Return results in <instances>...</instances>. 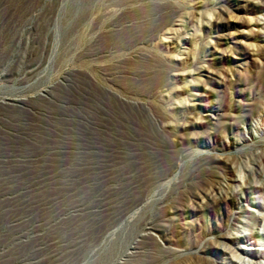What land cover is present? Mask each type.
<instances>
[{
	"label": "rangeland",
	"instance_id": "1",
	"mask_svg": "<svg viewBox=\"0 0 264 264\" xmlns=\"http://www.w3.org/2000/svg\"><path fill=\"white\" fill-rule=\"evenodd\" d=\"M126 1L0 0V101L26 98L20 107L0 103V264H186L170 251L196 259L217 237L209 228L261 233V245L228 242L242 260L218 250L208 255L213 264H247L255 259L241 247L264 250V220L255 226L253 214L261 210L245 203L242 219L254 226L230 231L235 207L222 219L192 208L203 204L215 156L235 166L226 173L245 176L264 148L260 129L247 125L264 126L256 113L264 107V8L259 0H150L144 9L135 8L145 0ZM172 17L176 24L159 31ZM176 181L181 189L166 207L152 199L98 245L134 202L149 190L169 195ZM249 196L262 202L264 190ZM149 214L164 231L124 263Z\"/></svg>",
	"mask_w": 264,
	"mask_h": 264
},
{
	"label": "bare ground",
	"instance_id": "2",
	"mask_svg": "<svg viewBox=\"0 0 264 264\" xmlns=\"http://www.w3.org/2000/svg\"><path fill=\"white\" fill-rule=\"evenodd\" d=\"M125 1V0H124ZM128 1V0H127ZM126 1V2H127ZM130 1V0H129ZM144 1V0H143ZM164 1V0H163ZM166 1V0H165ZM159 2V1H158ZM130 3V2H129ZM138 3V2H137ZM140 3V2H139ZM168 3V2H167ZM258 5L260 8H264V0H259L257 1ZM141 4V3H140ZM143 5L141 6H138L137 8L135 9H144L145 7H148V6H152V2H150V0H145V3H142ZM139 5V4H138ZM158 5V4H157ZM161 5V4H160ZM166 5V4H165ZM168 5V4H167ZM200 5V4H199ZM159 7V6H158ZM168 7V6H166ZM174 7V6H173ZM131 8V7H130ZM150 8V7H149ZM163 8V7H162ZM171 8V7H170ZM126 9V7H125ZM148 9V8H147ZM152 9V8H151ZM129 10V8H128ZM131 10V9H130ZM129 10V12H131ZM168 10V8H167ZM126 11V10H125ZM124 11V13H125ZM134 11V10H133ZM136 11V10H135ZM142 11V10H141ZM145 11V10H144ZM166 11V10H165ZM149 12V11H147ZM127 13V12H126ZM139 13V12H138ZM146 13V12H145ZM151 13V12H150ZM177 13V12H176ZM149 14V13H148ZM152 14V13H151ZM136 15L135 13H133L132 17ZM141 15V14H140ZM156 15V14H155ZM170 15V14H169ZM174 15V14H173ZM128 16V15H127ZM137 16V15H136ZM135 16V17H136ZM152 16V15H151ZM168 16V15H167ZM125 17V16H124ZM130 17V15H129ZM143 17V16H142ZM163 17V16H162ZM147 18V17H146ZM167 18V17H166ZM125 19V18H124ZM127 19V18H126ZM132 19V18H131ZM109 20V19H108ZM128 20V19H127ZM130 20V19H129ZM156 21V20H155ZM176 20L174 17H172L171 19H168L167 21H164L163 24L160 26L159 28V31H164L166 29L167 26L169 25H175L176 24ZM112 22V21H111ZM126 22V20H125ZM132 23V21H131ZM130 23V24H131ZM138 23V22H137ZM146 23V22H145ZM255 23H259L258 21H256ZM125 24V23H124ZM149 24V23H147ZM260 24V23H259ZM138 25V24H137ZM136 25V26H137ZM144 25V24H143ZM103 26V25H102ZM126 26V25H125ZM124 26V27H125ZM140 26V25H138ZM157 26V25H155ZM127 27V26H126ZM135 28V26L133 27ZM138 28V27H137ZM111 29V28H110ZM111 31V30H110ZM119 31V30H118ZM180 31V30H179ZM175 32V31H174ZM177 32V31H176ZM1 35V34H0ZM152 35V34H151ZM128 37V36H127ZM137 37V36H136ZM139 38V37H138ZM153 39V38H152ZM137 40V39H136ZM149 40V39H148ZM149 43V42H148ZM132 47V46H131ZM139 56V55H138ZM136 56V57H138ZM140 57V56H139ZM142 58V57H140ZM130 60V59H129ZM135 64V63H134ZM149 68V67H148ZM27 70V69H26ZM131 70V69H130ZM27 72V71H25ZM133 73V72H131ZM163 88V87H162ZM264 86H260V91H261V96L263 97L264 99ZM263 89V90H262ZM47 94H50L51 91L49 90H46L45 91ZM43 95V94H41ZM45 96V95H44ZM26 101V98H9V99H3L0 101L1 104H4V105H14L15 107H20V104H24ZM28 101V100H27ZM128 104V103H127ZM130 106V105H128ZM137 108V107H136ZM134 107V109H136ZM43 113V112H42ZM257 113V116H258V121H262L263 119V122H264V107H259L256 111ZM125 115V114H124ZM129 116V115H128ZM131 117V116H130ZM153 117V116H152ZM245 117H248V116H245ZM151 118V117H150ZM86 119V118H85ZM248 119V118H247ZM130 121V120H129ZM134 121V120H133ZM132 121V122H133ZM138 121V119H137ZM205 121V120H203ZM202 121V122H203ZM256 120L252 119L251 121H249L247 123V125H250L251 127H255V128H259L260 131H261V134L264 135V126H257V124H254ZM257 121V122H258ZM130 123V122H129ZM161 123V122H160ZM134 124L135 121H134ZM153 124V123H152ZM162 124V123H161ZM139 125V124H138ZM141 125V123H140ZM264 125V124H263ZM154 126V125H153ZM175 126V125H174ZM131 128V127H130ZM131 129H134V128H131ZM173 129V128H172ZM127 130V129H126ZM126 135V134H125ZM137 135V134H136ZM126 137V136H125ZM124 137V138H125ZM126 139V138H125ZM135 140V139H134ZM127 142V141H126ZM133 144V143H132ZM139 146V145H138ZM135 147V146H134ZM83 148V147H82ZM81 148V149H82ZM141 148V147H140ZM149 148V147H148ZM152 148V147H151ZM153 149V148H152ZM137 150V149H136ZM182 150V149H181ZM175 152V151H174ZM181 152V151H180ZM184 152V151H183ZM78 153V152H77ZM84 153V152H82ZM86 153V152H85ZM152 153V152H150ZM83 157V156H82ZM180 157V155H179ZM178 157V158H179ZM153 158V157H152ZM127 159V158H126ZM200 160V159H199ZM112 161V160H111ZM161 161V160H160ZM253 162H254V165L252 167H249V166H245L244 169L246 170V173H245V176H241V175H237L236 172L235 174L237 175H229L228 173H226V171H224L226 168H229L230 171H234L235 169V166L232 165V163L229 161V159H226L224 157H221L220 155L219 156H215L214 158V161L207 164L209 168V170H214L215 171V174L212 175L213 178H207L208 180L205 182L204 184V188H203V195L202 198V203L203 204H200V203H197V206H192V208L194 210H200L202 209L203 210H206V211H209L211 212V214H213V217L215 218H220L222 219L224 214L226 213V210L229 209V208H232V207H235V209H237L235 211V213H233L231 216H230V219L229 221H231L230 225H229V229L231 231V229L235 230V229H238L240 230V228H242V226H240V224H243L245 226H258L260 225V222L262 220H264V216H261V215H257L255 212H253V214L255 215V222H254V225L252 223H250V221H245L242 219V216L247 212L249 211L248 209H246L245 207V203H248L249 205H252L254 206L256 209H259L261 210L262 212H264V201H254L251 199V197L249 196L251 193H256L257 195L261 194L262 193V190H264V148L262 149V151H260V153H258L255 158L253 159ZM160 164V163H159ZM177 164V163H176ZM174 165V164H173ZM198 165V164H197ZM206 165V166H207ZM108 166V165H107ZM128 166V165H127ZM159 166V165H158ZM181 167V165L179 166ZM192 167V166H191ZM196 167V166H195ZM94 168V167H93ZM145 168V167H144ZM203 168V167H202ZM198 169V168H197ZM144 170V169H143ZM167 170V169H166ZM184 170V169H183ZM202 170V169H201ZM227 170V169H226ZM191 171V170H190ZM196 171V170H195ZM236 171V170H235ZM126 172V171H125ZM128 172V171H127ZM179 172V171H178ZM197 172V171H196ZM199 172V171H198ZM167 173V172H166ZM204 173V172H203ZM181 174V173H180ZM211 174V173H209ZM109 175V174H108ZM131 176V175H130ZM133 176V175H132ZM131 176V177H132ZM174 176V175H173ZM203 176V175H202ZM181 177V176H180ZM186 177V176H185ZM199 177V176H197ZM206 178V177H205ZM128 179V178H127ZM181 179V178H180ZM196 179V178H194ZM110 180V179H109ZM182 180V179H181ZM186 181V179H185ZM187 181H188V178H187ZM146 182V181H145ZM167 182V181H166ZM199 182V181H198ZM164 183V182H163ZM168 183V182H167ZM182 183V182H181ZM134 184V183H132ZM179 182H175L174 185H175V188L174 190H172V192L169 194V195H165V194H155L157 192L153 194H151V191L149 190L147 192V194L144 196V198L141 197V200L139 201H136L134 202L128 209H126L124 211V215H123V219L120 220L115 226L113 224V228H111L109 231H107L105 233L104 236L100 237V240L97 242L99 246H101L104 241H106L110 236L116 234V232L119 230V228L122 226L123 223H126L128 224L132 218H134V216L136 215L137 212L139 211H142L145 209L146 206L149 205V203H151V200L153 199V203L156 204V205H159V206H162L164 208V206L166 207V204H168L167 202L170 201V199H172V195L175 193L174 191L177 189V188H180L179 186ZM185 184V182H184ZM188 184V183H187ZM192 184V183H191ZM197 184V182H196ZM131 185V184H130ZM154 185V184H153ZM183 185V184H182ZM166 186V185H165ZM178 186V187H177ZM134 187V186H133ZM171 187V186H170ZM186 187V186H184ZM197 187V186H196ZM201 187V186H200ZM114 188V187H113ZM156 188V187H155ZM168 188V187H167ZM195 188V187H194ZM181 189V188H180ZM196 189V188H195ZM199 189V188H198ZM189 190V189H188ZM193 190V189H192ZM191 190V191H192ZM202 190V189H201ZM145 192L147 190H144ZM190 191V192H191ZM177 192V191H176ZM187 192V191H186ZM137 193V191H136ZM142 193V192H140ZM161 193V192H160ZM169 193V192H168ZM181 193V192H180ZM128 194V193H127ZM134 194V193H133ZM178 194V193H177ZM192 195V192L190 193ZM195 194V193H194ZM197 194V193H196ZM249 194V195H248ZM139 195V194H138ZM184 195V194H183ZM199 195V194H198ZM201 195V194H200ZM177 196V195H176ZM188 196V195H187ZM193 196V195H192ZM172 197V198H171ZM188 198V197H187ZM191 198V197H190ZM175 199V198H174ZM184 199V198H183ZM100 200V199H99ZM138 200V199H137ZM187 200V199H186ZM131 201V200H130ZM130 201L128 203H130ZM195 201V200H194ZM100 202V201H99ZM172 202V201H171ZM186 202V201H185ZM193 202V201H192ZM127 203V204H128ZM108 204V203H107ZM177 204V203H176ZM182 204V203H181ZM187 204V202H186ZM189 204V203H188ZM99 205V204H98ZM125 205V204H124ZM153 205V204H152ZM183 205V204H182ZM192 205V203H191ZM247 205V204H246ZM92 206V205H91ZM75 207V206H74ZM90 207V206H89ZM88 207V208H89ZM191 207V206H190ZM190 207H188L190 209ZM249 207V206H248ZM91 208V207H90ZM160 208V207H159ZM184 208V207H183ZM187 208V207H186ZM73 209V208H72ZM87 209V208H86ZM110 209H113V208H110ZM161 209V208H160ZM170 209V208H169ZM63 210V209H62ZM65 210V208H64ZM82 210V209H81ZM84 210V209H83ZM172 210V209H171ZM182 210V209H181ZM191 210V209H190ZM68 211V210H66ZM76 212H79L80 211V208H76L75 210ZM99 211V210H98ZM108 211V209L106 210ZM160 211V210H159ZM164 211V210H163ZM166 211V210H165ZM174 211V210H172ZM63 212V211H62ZM61 212V213H62ZM97 212V210H96ZM102 213V211H101ZM143 213V212H141ZM147 213V212H146ZM149 213V212H148ZM193 213V212H192ZM58 214V213H57ZM92 214V212H91ZM186 214V213H185ZM189 214V213H187ZM81 215V214H80ZM99 215V214H98ZM73 216H75L73 214ZM77 216V215H76ZM150 216V214H149ZM137 217V216H136ZM140 217V215H139ZM144 217V216H143ZM154 217V216H153ZM156 217V216H155ZM190 217V215H189ZM58 218V217H57ZM188 219V218H187ZM55 220H56V217H55ZM116 220V219H115ZM166 220V219H165ZM176 220V219H175ZM44 221V220H43ZM140 221V220H139ZM15 222V221H14ZM114 222V221H113ZM20 224V223H19ZM136 225V223H134ZM16 225V224H15ZM18 225V224H17ZM42 225V224H41ZM132 225V224H131ZM130 225V226H131ZM138 225V224H137ZM128 226V225H127ZM264 226V225H263ZM14 227V226H13ZM16 227V226H15ZM43 227V226H42ZM41 227V228H42ZM44 227H45V224H44ZM163 226L160 227V225H158L157 223L154 222L152 216L150 217H146L143 219V222L140 224L139 226V230L140 232L138 233L136 239L130 243H127L126 244V251L124 252V254H122V258L124 260V263H127L129 262L130 260H132V258L138 254H141L142 252H145V243L148 239L151 238V236H153L155 234V232H163L164 229L162 228ZM196 227V226H195ZM128 228V227H127ZM126 228V229H127ZM44 229V228H43ZM42 229V230H43ZM49 229V228H47ZM129 229H131L129 227ZM128 229V230H129ZM137 229V230H138ZM106 230V229H105ZM134 230V229H133ZM136 230V229H135ZM166 230V229H165ZM48 231V230H47ZM122 231V230H121ZM123 232V231H122ZM125 232V231H124ZM206 234H211V233H217V237H213L214 239H211L209 241H207L200 249L199 252H197L196 254H199L200 256H198L196 259H193V255L190 253H186V251H182V250H179V249H173L170 247V249H172L170 252L174 255V256H177V259H181L180 261L182 262H185L187 264V262L190 261L189 264H213L212 261L209 260L208 258V255H211V254H215V252H219L218 250H222L224 251L225 253H232V257L235 259V257L237 258H241V256H238L231 247L230 245L228 244V242H236L238 240H243L244 242L248 243L249 245L252 244V242L254 243H257L259 245H261L259 243V239H256V236H259L261 233L260 231H254V232H251L249 234H247L246 232L244 231H241L240 234L238 236H232L230 235V233H222L221 231H215V229H208L205 231ZM20 233V231H19ZM135 233V232H134ZM132 231H128L124 234V236L126 238H130L132 236ZM17 234V233H16ZM27 234V235H26ZM24 236L26 238H28L29 234L26 233ZM45 234V233H44ZM122 234V233H121ZM264 234V233H263ZM12 235V234H11ZM119 235V233H118ZM117 235V236H118ZM167 235V234H166ZM22 235V237H24ZM123 236V237H124ZM264 236V235H263ZM99 236L96 237V239L98 238ZM120 237V236H118ZM121 238V237H120ZM119 238V239H120ZM16 239V237H15ZM17 239H20L21 240V235L18 236ZM124 239V238H123ZM197 239V238H196ZM195 239V240H196ZM255 239V240H254ZM115 240V239H114ZM175 240V239H174ZM254 240V241H253ZM128 241V240H127ZM130 241V240H129ZM11 243V242H10ZM90 244V243H89ZM113 244V242H112ZM247 244V245H248ZM98 245H95L94 247L90 248L89 251H88V256H91L97 249V246ZM91 247V246H90ZM188 247V246H187ZM78 248V247H77ZM119 249V246L117 247ZM121 249V248H120ZM241 249L243 250V252L250 256L252 259H255L254 262H248L247 264H260L259 262V259L260 258H264V250L260 251L258 249V247L255 249L256 251L255 252H251V249H248V248H245V247H241ZM164 250V249H163ZM169 250V249H168ZM184 250V249H183ZM2 251V249H1ZM98 251V250H97ZM167 251V250H166ZM104 252V251H103ZM102 252V253H103ZM86 253V252H85ZM109 253V252H108ZM116 253V252H115ZM162 253V252H161ZM195 254V255H196ZM52 255V254H51ZM56 255V254H55ZM162 255V254H161ZM55 257V256H54ZM93 257V256H92ZM111 257V256H110ZM113 257V256H112ZM166 257V256H165ZM87 258V257H86ZM100 258V256H99ZM173 258V257H172ZM92 259V258H91ZM110 259V258H108ZM243 258H241L242 260ZM111 260V259H110ZM236 260V259H235ZM102 261V260H101ZM107 261V260H106ZM105 261V262H106ZM120 261V260H119ZM118 261V263H119ZM170 261V260H169ZM96 262V261H95ZM123 262V261H122ZM244 263V261H240L239 263ZM81 263V262H80ZM168 263V262H167ZM77 264V263H75ZM89 264V263H88ZM91 264V263H90ZM99 264V263H98ZM102 264V262H101ZM161 264V263H160ZM168 264H180L179 262L176 263V262H171V263H168Z\"/></svg>",
	"mask_w": 264,
	"mask_h": 264
}]
</instances>
